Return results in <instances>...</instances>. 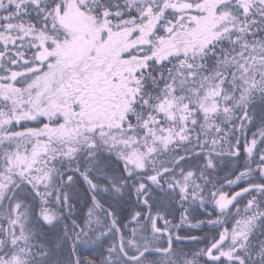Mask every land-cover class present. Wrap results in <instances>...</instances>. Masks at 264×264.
Returning <instances> with one entry per match:
<instances>
[{"label":"snow or ice","instance_id":"6c2138e0","mask_svg":"<svg viewBox=\"0 0 264 264\" xmlns=\"http://www.w3.org/2000/svg\"><path fill=\"white\" fill-rule=\"evenodd\" d=\"M0 264H264V0H0Z\"/></svg>","mask_w":264,"mask_h":264}]
</instances>
